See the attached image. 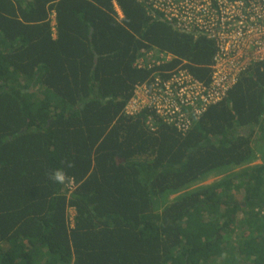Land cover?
<instances>
[{"label": "trees", "instance_id": "16d2710c", "mask_svg": "<svg viewBox=\"0 0 264 264\" xmlns=\"http://www.w3.org/2000/svg\"><path fill=\"white\" fill-rule=\"evenodd\" d=\"M144 42L208 80L212 43L138 0H0V264H264V162L160 209L264 160V63L187 135L151 132L122 115Z\"/></svg>", "mask_w": 264, "mask_h": 264}, {"label": "built area", "instance_id": "2783aa9c", "mask_svg": "<svg viewBox=\"0 0 264 264\" xmlns=\"http://www.w3.org/2000/svg\"><path fill=\"white\" fill-rule=\"evenodd\" d=\"M138 1L154 19L214 47L207 81L191 72L188 60L148 42L143 43L133 64L149 77L135 85L122 115L142 118L151 132L170 127L185 136L210 107L228 97L244 74L264 63V0ZM113 4L116 18L123 20V10L116 1ZM74 187L71 181L68 189ZM74 216L75 210L70 215L72 225Z\"/></svg>", "mask_w": 264, "mask_h": 264}, {"label": "rangeland", "instance_id": "374dc122", "mask_svg": "<svg viewBox=\"0 0 264 264\" xmlns=\"http://www.w3.org/2000/svg\"><path fill=\"white\" fill-rule=\"evenodd\" d=\"M263 162H264V160L262 158V155L257 154V158L254 160V162L251 165H247V166L237 168V169H231V170H228V171L223 172V173L211 174L205 181L199 182L198 184L189 187L188 189L182 191L179 194L171 195V196H163L161 198L160 209H163L165 206H167L168 204L177 200L179 197H181L183 195H187V194H190L194 191L200 190L202 188L211 186L214 183L219 182L221 180H224L226 178L234 177L235 175H238L239 173L243 172L246 169H249V168L257 166V165H261ZM69 214L72 216L74 214V209H70Z\"/></svg>", "mask_w": 264, "mask_h": 264}, {"label": "clouds", "instance_id": "9594fccd", "mask_svg": "<svg viewBox=\"0 0 264 264\" xmlns=\"http://www.w3.org/2000/svg\"><path fill=\"white\" fill-rule=\"evenodd\" d=\"M62 164L64 165V167H67V168H73L75 166L73 162H70L67 160L62 161ZM49 179L52 182L60 184V185H64L71 181V177L67 176L63 167L57 168L54 171H52L49 175Z\"/></svg>", "mask_w": 264, "mask_h": 264}]
</instances>
